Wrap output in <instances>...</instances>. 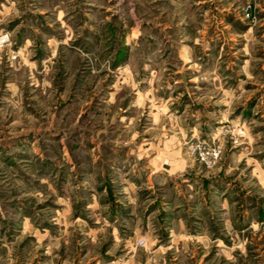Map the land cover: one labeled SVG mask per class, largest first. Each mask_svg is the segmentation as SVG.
Segmentation results:
<instances>
[{
    "label": "rangeland",
    "instance_id": "rangeland-1",
    "mask_svg": "<svg viewBox=\"0 0 264 264\" xmlns=\"http://www.w3.org/2000/svg\"><path fill=\"white\" fill-rule=\"evenodd\" d=\"M0 32V264H264V0H0Z\"/></svg>",
    "mask_w": 264,
    "mask_h": 264
},
{
    "label": "crops",
    "instance_id": "crops-1",
    "mask_svg": "<svg viewBox=\"0 0 264 264\" xmlns=\"http://www.w3.org/2000/svg\"><path fill=\"white\" fill-rule=\"evenodd\" d=\"M247 2H249V1H246V2H244V3H247ZM243 3V4H244ZM242 4V5H243ZM238 21H240V23H242V24H244L245 25V23H243V21H242V18L241 17H239L238 18ZM11 54H15V55H18V49H15V50H8L7 48L6 49H4L3 50V52L0 54V65H2V64H9V63H11V60H10V55ZM127 149H126V156H129V158H131V167L132 168H134V166H135V164H137L139 161H137V160H140V159H138V158H136L135 159V157H134V155H131V154H133V152H134V150H132V149H130V147H126ZM152 158H155L154 156L152 157ZM149 162V161H148ZM121 167V166H120ZM146 168H147V170H148V172H149V174L151 175V176H154L155 174H156V168H155V164H153V163H148V165H146ZM148 176L147 178H149V177H151V176ZM129 185H131L130 183H129ZM133 187H130V186H128L126 189L128 190V192L129 193H131L132 191H133V189H132ZM114 214H122V211H116V210H114L113 212H112V216L114 215ZM127 215H130V214H127ZM135 220V219H134ZM133 220V221H134ZM136 222V221H135ZM177 222V221H176ZM160 224V223H159Z\"/></svg>",
    "mask_w": 264,
    "mask_h": 264
},
{
    "label": "built area",
    "instance_id": "built-area-1",
    "mask_svg": "<svg viewBox=\"0 0 264 264\" xmlns=\"http://www.w3.org/2000/svg\"><path fill=\"white\" fill-rule=\"evenodd\" d=\"M262 2V0H258ZM260 11L258 4L247 2L242 5L240 12L241 17L246 22V24L254 25L256 21L257 12ZM9 37L8 34L5 32H0V54L3 50L8 46ZM10 60H13L15 56L12 54L10 55Z\"/></svg>",
    "mask_w": 264,
    "mask_h": 264
}]
</instances>
